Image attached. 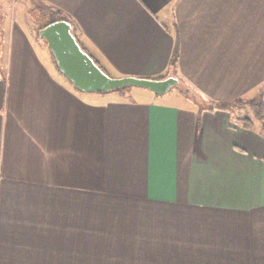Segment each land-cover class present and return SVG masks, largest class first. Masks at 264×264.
Wrapping results in <instances>:
<instances>
[{
	"label": "crops",
	"instance_id": "0c3cea01",
	"mask_svg": "<svg viewBox=\"0 0 264 264\" xmlns=\"http://www.w3.org/2000/svg\"><path fill=\"white\" fill-rule=\"evenodd\" d=\"M34 1L110 75H159L176 44L193 92H264V0ZM0 2V264H264L258 121L82 92Z\"/></svg>",
	"mask_w": 264,
	"mask_h": 264
},
{
	"label": "water",
	"instance_id": "95a60500",
	"mask_svg": "<svg viewBox=\"0 0 264 264\" xmlns=\"http://www.w3.org/2000/svg\"><path fill=\"white\" fill-rule=\"evenodd\" d=\"M72 31L68 21L57 20L41 28L38 37L44 40L60 73L82 92L107 93L133 87L161 95L173 87L182 89L184 86L171 74L160 79L132 75L110 76L81 48ZM188 90L185 87L184 94Z\"/></svg>",
	"mask_w": 264,
	"mask_h": 264
},
{
	"label": "rangeland",
	"instance_id": "374dc122",
	"mask_svg": "<svg viewBox=\"0 0 264 264\" xmlns=\"http://www.w3.org/2000/svg\"><path fill=\"white\" fill-rule=\"evenodd\" d=\"M22 2L20 3L18 0H14V1L11 0L10 3L5 2V4H6L5 6L8 7V10H10L11 7H12L11 10L14 9V10L18 11V13L20 12V10H22V15H23V18L21 17L22 19L19 18V16L16 18V15H15L16 11L15 12H13V11L9 12V14H11L10 15V17H11L10 18L11 19L10 20L11 21L10 27H12V24L15 20H18L23 26L26 25V26H28V28L34 29V31H35L34 36L38 38V34L36 33L38 24L41 25L45 21V18H42V15L44 13H48V11L49 10L51 11L52 9L49 7L46 8V7H44V5H41L39 2L34 1V0H25ZM3 3L4 2H0V4L2 6L4 5ZM10 29H12V28H10ZM12 43H13V41L11 42V44ZM43 51L46 54L50 53L47 49H44ZM6 63H7L6 66L3 67L5 69V74H6V72L9 71V69H11L12 62L6 61ZM111 75L117 76L114 73H111ZM120 76H122V75H120ZM173 76L177 77V74L173 75ZM181 82H183V81H181ZM185 84L182 87V89H179L178 87H173L167 93L162 94L161 96L165 95L164 96V97H166L165 99L173 101L175 103H180V100L184 101L182 103H186L187 102L186 98H185L186 96H184L185 94H184L183 90L185 89V87H187L189 89L187 91V94H186L187 97L189 96L191 98V100L194 102H197L198 105L205 106L208 104L207 103L208 101L206 100L205 97L199 95L198 93L193 92L194 89L188 83L185 82ZM141 93H148L150 95H153L151 92H149L148 90H146L144 88H131L130 90L127 91V94L131 97H134V96L141 94ZM115 94L116 93L112 92V93L105 94V95H115ZM180 97H183V98H180ZM239 99H242L244 101L249 100L246 98H239ZM195 105L197 106L196 103H195ZM230 111H231V117L233 119L238 118V115L241 118L249 117L251 119H254V117L252 116L250 108L246 105H244L242 108L233 107L232 109H230ZM258 123H259L258 126H259L261 132L264 133V119L262 120V122L258 121Z\"/></svg>",
	"mask_w": 264,
	"mask_h": 264
},
{
	"label": "trees",
	"instance_id": "16d2710c",
	"mask_svg": "<svg viewBox=\"0 0 264 264\" xmlns=\"http://www.w3.org/2000/svg\"><path fill=\"white\" fill-rule=\"evenodd\" d=\"M42 18H45V21L41 25L38 24V27H37V30H36L37 34H38V31L41 28H43L45 25H47L49 23H52V22L57 21V20H66V21H68V17L67 16H65L63 14H60L59 11L53 10V9L51 11L49 10L48 13H44L42 15ZM72 33L75 36V39L77 40L79 45L81 46V44H80V42H79V40H78V38L76 36V31H75L74 27H73ZM40 40L45 44L43 39H40ZM81 48L83 49L82 46H81ZM177 57H178V51H177V46L175 44V46H174V48L172 50V54H171L167 69L163 73H161L159 75L146 76V77L154 78V79H160V78H165L166 76H168L170 74L171 75H176L177 74V70H176L177 69L176 68ZM93 60L95 61V63L100 68H102L94 58H93ZM107 74L110 75L109 73H107ZM110 76H112V75H110ZM131 88H133V87H125V88H122V89H119V90H114V91L107 92V93L114 92V93L118 94L120 97L127 98V97H129V95L127 94V91L130 90ZM156 95H160V94H156ZM185 96L187 97L186 94H185ZM188 98H190V97L188 96ZM263 98H264V92L260 93L259 95L255 96V97H253V98H251V99H249L247 101H244L242 99H235V100H230V101H216V100H212V99H207L206 98V100L208 101L207 102L208 104L205 105V106H201V105H198L197 102H194V101L193 102L197 104L199 110H224V111H230V109H232L233 107L242 108L244 105H246V106H248L250 108L252 116L254 117V119H251L249 117H245L244 119L247 120L248 122H251L252 120H256V121L262 122V120L264 119Z\"/></svg>",
	"mask_w": 264,
	"mask_h": 264
}]
</instances>
